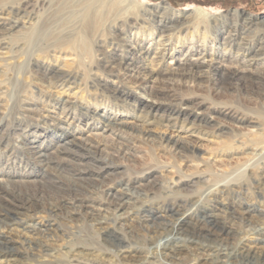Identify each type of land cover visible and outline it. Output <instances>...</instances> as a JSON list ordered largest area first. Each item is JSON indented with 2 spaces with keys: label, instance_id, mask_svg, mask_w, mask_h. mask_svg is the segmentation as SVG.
<instances>
[{
  "label": "bare ground",
  "instance_id": "bare-ground-1",
  "mask_svg": "<svg viewBox=\"0 0 264 264\" xmlns=\"http://www.w3.org/2000/svg\"><path fill=\"white\" fill-rule=\"evenodd\" d=\"M228 22L233 31L224 28ZM176 35L185 40L203 36L212 40L213 48L171 56L170 42ZM25 66L33 67L44 85L54 90L56 99L40 87L35 95L21 100L26 118L40 115L45 122L33 127L20 124L13 129L37 167L36 172L19 176L47 179L57 185V176L68 174L72 186L83 194L75 190L79 201H66L64 207L91 224L92 233L118 242L119 257L127 264H183L179 257L183 253L191 257L185 264H228L227 259L239 254L246 260L234 264H251L252 256L262 252L264 210L253 221L251 204L245 205L243 212L230 205L228 211L224 204L232 191L241 189V183L234 180L241 174L257 180L255 194L264 197V167L259 172L253 170L255 162L264 160V139L251 145L247 138L241 143L242 152L227 163L230 169L222 159L209 154L200 160L215 166L212 173L206 168L189 175L166 163L136 172L117 164L106 145L96 141L128 129L131 122L123 111L108 103L92 105L80 99V84L85 74L94 76L109 99L121 105L130 100L134 108L140 107L138 116L146 126L158 125L199 138L207 127L218 126L222 131L227 120L233 121L238 134L255 133L261 130L258 119L264 123V112L261 117L249 118L236 117L228 109H214L215 115L208 114L199 109L202 103L191 107L175 102L174 93L167 87L158 88V84L178 71L194 75L210 72L220 80L253 83L264 104V19L241 18L235 12L214 16L201 8L175 11L167 3L147 7L135 0H0V76L8 73V80L14 83L9 90L0 80V116L6 108L2 96L18 95V75ZM160 92L167 98L157 96ZM3 127L0 121V131ZM177 135L163 137L162 144L174 155L187 158L183 140ZM45 136H53V146L42 142ZM14 178L0 170V238L16 244L18 253H0V258L22 264L17 254H23L24 246L39 254L40 264H62L55 256L56 243L50 238L60 229L56 219L43 220L41 209L38 212L32 200L18 199L9 189ZM158 180L163 183L155 189ZM204 183L210 184L208 189L215 196L223 194L225 198L210 199L213 204L196 210L199 200H194L192 188ZM157 190L164 196L157 197ZM97 191L103 193V201L91 198ZM160 198L172 202L156 206L154 201ZM224 210L230 217L236 214L253 221L254 225L242 231L240 250L228 251L226 244L211 246L186 233L192 229L198 234H212L211 227L218 224L223 229L226 222H219V213L225 214ZM250 234L261 237L247 239ZM163 238L166 240L161 245ZM74 247L65 249L74 253ZM47 257L51 260L44 259ZM68 259L80 263L76 254Z\"/></svg>",
  "mask_w": 264,
  "mask_h": 264
},
{
  "label": "rangeland",
  "instance_id": "rangeland-1",
  "mask_svg": "<svg viewBox=\"0 0 264 264\" xmlns=\"http://www.w3.org/2000/svg\"><path fill=\"white\" fill-rule=\"evenodd\" d=\"M135 1L147 7L167 3L175 11H189L190 9L201 8L214 16L235 12L240 15L241 18L250 16L256 21L264 19V0ZM231 25L230 22L225 23L224 28L226 30H230L231 28V31H233ZM237 29H239V26ZM183 40L185 41L184 43L182 42ZM211 43L212 40L208 38L205 39L203 36H196L193 38L187 37L185 40L183 36L176 35L170 42L169 50L173 51L171 56L182 57L187 51L193 52L199 48L210 51L213 48ZM169 60L170 56L166 58V62ZM25 67L18 75V79L20 78L18 87L16 88L18 95L10 96L11 98L6 95L2 96V101L6 104V108L3 111V116H0V121H2L4 126L0 131V138L3 139L0 143V170L15 177L12 179L13 182L9 185V189L15 193L18 199L32 200L38 212L41 209L39 216L42 217L43 220L49 221L54 218L56 219L55 221L60 229L55 235L51 234L50 238L54 240V244L56 243L57 255L55 254V256L59 263L127 264L126 260L119 257V253L117 252L119 246L118 242L114 240L107 241L99 232L94 231L96 233H92L94 227L90 226L91 224L86 221L84 222V219L79 217L77 212H72L64 207L66 201H79L75 198V190H77L80 195L83 194V190L72 186V180L68 174L58 175L57 185L51 183L47 179L41 181L32 177L30 179H25L19 176L21 174L23 175L25 172L34 173L37 167L30 159L27 146L23 143L21 137L18 136V132H14L13 129L20 124L22 127H24V125L33 127L36 125H43L45 122V118L40 115H37L38 117L26 118V114L23 111L24 102L21 100H24L31 94L35 95L36 88L40 87L49 92L50 97H52L51 99H56L54 90L44 85L45 83L40 80L35 70H33V67H26L27 69ZM87 69L88 68H85L83 72L87 73ZM9 76L8 73L1 75L0 80H3L7 88L11 90L14 83L12 80H8ZM94 79L95 77L90 74L84 75L80 84V88L82 89L80 99L90 101L92 105L96 104L102 106L108 103L109 106L121 112L123 111L124 115L127 116V119L131 122V127L126 130L117 131L116 134L111 135V137H99L98 140H96L106 145L107 151L112 155V160L117 162V164L123 165L127 169L137 172L144 168L159 166L166 163L168 165L178 166L179 170L189 175L202 169L206 170V168L212 173L215 166L203 162L200 159L209 156V154L216 155L225 162V166H228L226 168L230 169L231 167L227 163L232 162L229 160H232L235 155H239L242 152L240 147L241 143H244L245 140L247 141V138L251 145L261 142L264 139V123L261 122L260 119H258V121L260 122L261 130L255 133H247L245 135L238 134L235 131L234 124L232 123L233 121L226 120V124L222 126V131H218V126L211 128L207 127V130L202 131L199 138H197V136L178 133L173 130H165L158 125L146 126L145 123H143V118H139L138 116L141 113L140 107L134 108L132 106L134 103L130 100L127 102L128 104L121 105V102H115L109 99L106 91L101 86H98ZM166 81L167 82H159V87H157H167L170 89L174 93V98L178 99L175 102L179 103L180 101L181 104L191 107H196L197 103H202L199 109L205 110L208 114L211 113L215 115L214 109H228L236 115V117L244 115L249 118L251 116L261 117V114L264 112V104L260 98L259 88L251 82H228L220 80L216 75L210 72L194 75L186 71L175 72L172 76H169V79ZM157 96L163 99L167 98V95L162 92L158 93ZM114 108L112 109L115 110ZM79 126L84 128L81 124ZM6 128H8V130H4ZM39 133L42 134V132ZM172 135H177L182 138L187 158H180L174 155L169 146H164L162 144L163 137L169 138ZM52 137L53 136H45L42 138V142L48 146H53L54 138ZM4 149H6V152H3ZM254 164L253 170L259 172L260 169L264 167V160L262 162H257V164L255 162ZM233 165L235 164L232 163V166ZM234 180L241 183V189L238 192L232 191V195L226 199L227 203L224 204L226 209L229 211V207L227 206L230 205L237 208L238 212H243L247 208L245 205L251 204L253 206V212L251 213L254 217L253 221H256L257 218H259L257 216L260 215L259 211L264 210V197L255 194L254 183H258V181L253 178H248L245 174L235 177ZM101 182L107 183V180H102ZM161 183H163V181L158 180L154 188L157 189V184ZM209 185L208 183H204L192 188L194 192L193 197H196L194 200H199L198 204L195 205L196 210L213 204L212 202H208L210 199L216 198L221 200V198L224 197L223 194L215 196L213 191H209ZM241 190H245L246 193H241ZM147 191H149V189ZM91 196V198L93 199L94 197V201L97 202L104 200L101 191H97L91 194ZM156 196L163 197L164 193L157 190ZM167 199L168 200L165 201L164 198H160L154 201V204L159 206L172 202L169 198ZM220 202L225 203V201ZM226 213V211L225 214L219 213L221 216L219 222H226L223 229H221L222 224H218L215 227H211L212 234H198L199 231H194L192 229H187L186 233L195 238L199 237L202 243L210 244L211 246L216 243L226 244L228 251L235 252L236 248L240 250L238 244L242 241L243 232L248 230L247 226L250 227L254 225L252 223L253 221L248 222V220H242V218L236 214L230 217L228 214L226 215ZM260 237L261 234H250L247 239H259ZM165 240L166 238H163L160 244L162 245L165 243ZM73 245H75L73 248L75 251L74 253L67 250V248L72 249ZM16 246V244L5 242L4 239L0 238L1 254L18 253L14 250ZM258 246L261 247L262 245L258 244ZM65 247L67 248L65 249ZM22 249H24L21 250L23 254H17V258L22 264H40L39 254L36 251L26 249L24 246H22ZM101 251H106L108 254H102ZM61 253H63V255H61ZM74 254L78 255L80 263L70 262L68 258H71ZM58 255H61V259L58 258ZM241 255L242 254H239V257L227 259V263L234 264L242 262L244 259L246 260V258H242ZM179 257L183 264L191 258L189 254L185 253L180 254ZM252 258H254V260L251 264H264V247L261 253L253 255ZM44 259L50 258L47 257ZM0 264L12 263L0 258Z\"/></svg>",
  "mask_w": 264,
  "mask_h": 264
}]
</instances>
